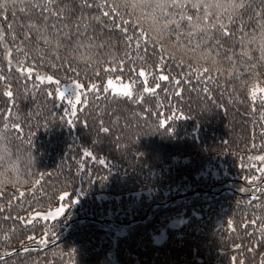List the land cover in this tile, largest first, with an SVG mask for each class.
<instances>
[{"label": "trees", "instance_id": "1", "mask_svg": "<svg viewBox=\"0 0 264 264\" xmlns=\"http://www.w3.org/2000/svg\"><path fill=\"white\" fill-rule=\"evenodd\" d=\"M245 2L251 8L243 20L248 21V31H254L255 21L249 16L259 13L264 18V0ZM72 7L74 18L81 9L75 3ZM85 11L99 14L95 7ZM120 11L129 24L116 23L128 29L127 35L137 37L135 18ZM5 18L14 27L25 22L19 13L15 18L7 12L0 17L5 43L12 49L9 64L7 50L0 46V76L6 78L0 80V130L5 124L10 129L3 133L0 148L6 147L15 162L14 168L0 166V253L19 247L1 257L0 264L264 261V234L258 231L264 219L243 226L264 218V191H257L264 189V161L254 159L264 155V93H258L255 101L249 94L254 84L264 87V66L250 72L248 66L238 65L237 79L227 71H215L230 65H213L174 40L141 41L137 49L136 41L128 43L110 21L87 34L92 39L85 43L95 46L79 50L90 55L83 60L66 48L51 52L43 43H25L23 35L13 43ZM17 47L24 48L27 57ZM233 50L238 52L239 47ZM205 67L213 70L201 76L199 69ZM21 68H31L32 75ZM140 70L149 74L146 85L140 83ZM41 72L60 83L79 80L87 105L77 104L69 111L66 101L57 96V84L36 78ZM160 75L169 80H159ZM108 76L132 81L135 99H114L103 93ZM209 76L216 79L208 80ZM92 84L98 86L96 92L90 90ZM157 84L155 96L143 93L144 87ZM9 85L14 93L11 100L2 95ZM9 111L15 115L9 116ZM101 121L109 133L100 131ZM12 124H20L21 130H11ZM86 151L92 157L85 156ZM63 192L67 205L61 215L28 223L32 211L49 208ZM185 192L187 196L152 207ZM148 209L151 213L143 220L114 227ZM79 217L104 224L81 221L56 242L31 246L62 234Z\"/></svg>", "mask_w": 264, "mask_h": 264}, {"label": "snow or ice", "instance_id": "2", "mask_svg": "<svg viewBox=\"0 0 264 264\" xmlns=\"http://www.w3.org/2000/svg\"><path fill=\"white\" fill-rule=\"evenodd\" d=\"M77 4L81 13L73 18L75 8L72 4ZM96 8L99 11L98 15H89L85 10ZM109 9V11H102V9ZM251 8L245 0H0V17L7 12L12 17H17V13L22 14L25 18L24 23H8L5 18L7 28L10 30V35L13 43L17 41L19 35H23V42L35 43L39 45L43 43L45 47L51 52H56L59 49L66 48L69 51L77 52L78 59H90V55L80 53L81 48L91 49L95 45L92 43H85L91 41V36L87 35L94 30L97 24L107 26L110 21L113 30H119L126 36V41L131 43L136 41V47L139 49L141 41L157 42L158 40H174L181 48L187 49L194 54L199 55L204 60H211L213 65L227 64L231 67L228 69H215L218 73L228 72L229 76L235 75L239 78L238 65H246L250 72H254L259 66H264V18L257 13L256 16H249L250 20L255 21V30L248 31V21L243 20V15ZM121 9L126 10V14L134 17L133 27L139 29L137 37L127 35L128 29L122 27L121 24L116 23L117 20L122 21L123 25H128L129 21L124 19L121 14ZM107 18V20H105ZM19 29V33L16 32ZM234 29V30H233ZM156 33V37H153ZM0 46L7 50L8 62L11 64L12 49L5 43V35L2 28H0ZM239 47V51L233 49ZM17 52L27 53L24 48L17 47ZM37 51L42 49L37 48ZM253 53H258L254 56ZM256 61V62H253ZM114 70V69H113ZM213 69L203 68L199 69L201 76ZM29 76L32 75V69H24ZM138 76L143 78L140 83L147 84L149 74L145 70H140ZM41 83L45 79L50 84H59V80H54L52 76L36 77ZM6 79L0 76V80ZM161 81L169 80L167 75H160L158 77ZM216 77L209 76L208 80H215ZM179 85L180 81H175ZM119 85V86H118ZM134 83L129 81L123 83L120 78L114 83L113 79L107 80V86L103 87L102 91L105 94L113 95L116 98H125L128 100L135 99L133 92ZM156 87H144L143 93L155 96ZM98 86L91 85V91L96 92ZM208 92L207 87L204 88ZM60 100H67L73 108L76 104L87 105V93L82 92V85L74 84L64 87L61 91L57 89ZM258 93H264V87L254 84L249 91L250 97L253 101L257 99ZM177 96L180 92L175 93ZM3 96L13 98L14 93L11 91V86L2 93ZM52 96V92L47 93ZM84 99H81V96ZM73 98L75 103H73ZM144 97L141 96L140 100ZM264 99V97H261ZM9 116L15 115L11 111ZM72 115H76L75 112ZM114 115V113H113ZM16 119H20L16 116ZM100 131L107 134L110 129L102 126ZM163 126V125H162ZM11 130L20 131V124H12ZM10 130L9 125L5 124L4 128L0 130V140L4 138L3 133ZM85 156L92 157L91 152H85ZM2 159V157H0ZM254 159L264 161V155L255 157ZM104 163V161H101ZM264 172V169H261ZM253 180L258 179L253 177ZM40 183L39 180L36 181ZM257 191H264V189H257ZM24 195L23 192L20 193ZM67 195V194H65ZM64 197L61 196L60 199ZM64 209L57 208L56 211L49 212L43 215L37 212L30 220L29 224L35 223L40 219L47 221L50 217L55 218L60 215ZM264 219L257 217V219L250 221L243 225L245 228L257 223V220ZM229 227L235 231V228L230 223ZM258 231L264 234V224H260ZM249 236L254 233H248ZM28 239H33L29 236ZM40 243H46L41 240ZM237 248L242 245H237ZM253 249H249L252 251ZM27 251V249H25ZM235 259V258H234ZM238 264H244L239 261ZM264 264V261L261 262Z\"/></svg>", "mask_w": 264, "mask_h": 264}, {"label": "rangeland", "instance_id": "3", "mask_svg": "<svg viewBox=\"0 0 264 264\" xmlns=\"http://www.w3.org/2000/svg\"><path fill=\"white\" fill-rule=\"evenodd\" d=\"M22 70H23V68H21ZM39 76H43V77H47V76H52L53 77V79L54 80H56V77L55 76H53L52 74H50V73H48V72H41V73H39L38 74ZM120 78V80L123 82V83H128L129 81L128 80H126V79H123V78H121L120 76H108L106 79H105V81H104V87H106L107 86V80L109 79V78H111V79H113V81H114V83L117 81V78ZM46 80V79H45ZM74 84H80V85H82V91H83V89H84V86H83V84L79 81V80H77V79H71V80H69V81H65V82H61L60 84H58L57 85V88H56V93H57V96H58V92H57V89H59V90H63L64 89V87H66V86H70V85H74ZM91 86V85H90ZM119 86V85H118ZM59 97V96H58ZM66 101V103L68 104L67 105V107L69 108V111H73L75 108H73L72 107V105L71 104H69L68 103V101L67 100H65ZM73 103H75V99L73 98ZM77 105V104H76ZM254 194L255 193H257L256 191L255 192H253ZM64 194H65V192H63L62 193V196H64ZM180 195L181 194H173L172 196H170L169 198H171V197H173L172 198V200L169 202V203H171L172 201H174V200H177V199H179L180 198ZM251 195H253V194H251ZM184 196H187L186 194L184 195ZM184 196H182V197H184ZM169 198H167V200L169 199ZM166 201V200H165ZM156 203V202H155ZM155 203H153V205H152V207L153 208H155V207H157V206H154V204ZM66 205H67V203H66V201L64 200V199H60L59 198V200L57 201V202H55V204H53L52 206H50L49 208H46V209H41V210H35V211H32L31 212V216L33 217L37 212H39V213H41V214H43V215H47L49 212H55L56 211V209L57 208H63V209H65V207H66ZM147 212H149V214L151 213V210L150 209H148L145 213H143V214H146ZM142 214V215H143ZM149 214H148V216H149ZM61 215V214H60ZM142 215H140V216H142ZM59 216V215H58ZM140 216L138 217V218H135V219H138V221H140V220H143L144 218H146V217H144L143 219H139L140 218ZM57 217V216H56ZM55 217V218H56ZM74 217H76V216H74ZM86 218H90V217H82V218H76L75 220H73L72 219V223L70 222L69 224H68V228L62 233V234H60V235H56V236H54L52 239H49L48 241H46V245L45 246H43V247H46L47 245H50V244H52V243H54V242H56L57 240H59L60 238H62V237H64L69 231H70V229H72L73 227H74V225L75 224H79L81 221H86V220H89V219H86ZM51 219H53V218H49L48 220H51ZM89 221H93V220H89ZM137 221V222H138ZM160 236H158L157 238H159ZM52 240H54V242H52ZM43 244H45V243H43ZM37 245H42V243H40V244H37ZM39 248H42V247H39ZM19 249V247L18 248H13V249H10V250H8V251H12V253H10V254H8V255H11V254H13L15 251H17ZM8 251H5V252H1V253H6V252H8ZM0 253V254H1ZM7 255V256H8ZM6 257V256H5Z\"/></svg>", "mask_w": 264, "mask_h": 264}, {"label": "water", "instance_id": "4", "mask_svg": "<svg viewBox=\"0 0 264 264\" xmlns=\"http://www.w3.org/2000/svg\"><path fill=\"white\" fill-rule=\"evenodd\" d=\"M182 196H184V195H180V197H182ZM172 198H173V197L169 198L168 200H166V201H164V202H158V203H155L154 206H157V205H163V206H164V205H167V204L172 200ZM148 214H149V212H147L146 214H143L142 216H140L139 219H143L144 217L148 216ZM86 219L93 220V221H97V222H99V223H101V224H104V221H102V220L92 219V218H86ZM137 221H138V219H131V220L126 221V222H120V223H118L117 225H115L114 227L131 225V224H133V223H136ZM52 242H54V240H52ZM45 245H46V243H45V244H42V245H31V246H32V247H43V246H45ZM10 253H12V251H8V252H6V253H1V254H0V258H1V257H5V256H7V255L10 254Z\"/></svg>", "mask_w": 264, "mask_h": 264}, {"label": "clouds", "instance_id": "5", "mask_svg": "<svg viewBox=\"0 0 264 264\" xmlns=\"http://www.w3.org/2000/svg\"><path fill=\"white\" fill-rule=\"evenodd\" d=\"M0 144H3V140H0ZM0 157H2V159H0V166H4L5 170L9 165L12 166L13 168L15 167V162L12 161L11 154L6 147L0 148Z\"/></svg>", "mask_w": 264, "mask_h": 264}, {"label": "bare ground", "instance_id": "6", "mask_svg": "<svg viewBox=\"0 0 264 264\" xmlns=\"http://www.w3.org/2000/svg\"><path fill=\"white\" fill-rule=\"evenodd\" d=\"M197 191H198L197 189H193L191 192H194V193H195V192H197ZM185 194H187V192H185ZM251 194H254V193H251ZM251 194H250V195H251ZM255 194H256V193H255Z\"/></svg>", "mask_w": 264, "mask_h": 264}]
</instances>
